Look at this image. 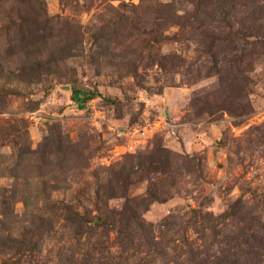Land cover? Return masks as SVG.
<instances>
[{
  "label": "rangeland",
  "instance_id": "obj_1",
  "mask_svg": "<svg viewBox=\"0 0 264 264\" xmlns=\"http://www.w3.org/2000/svg\"><path fill=\"white\" fill-rule=\"evenodd\" d=\"M0 264H264V0H0Z\"/></svg>",
  "mask_w": 264,
  "mask_h": 264
},
{
  "label": "trees",
  "instance_id": "obj_2",
  "mask_svg": "<svg viewBox=\"0 0 264 264\" xmlns=\"http://www.w3.org/2000/svg\"><path fill=\"white\" fill-rule=\"evenodd\" d=\"M86 93H88V92H86ZM96 93H97V95H101L100 92H96ZM88 96H91V94H89ZM73 97H74V100L80 102L81 98L78 96V90H76V89L73 90Z\"/></svg>",
  "mask_w": 264,
  "mask_h": 264
}]
</instances>
